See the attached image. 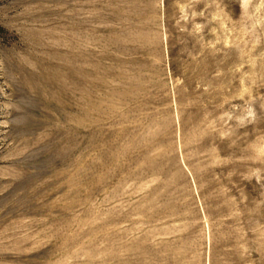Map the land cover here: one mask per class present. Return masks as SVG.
<instances>
[{
  "label": "rangeland",
  "instance_id": "1",
  "mask_svg": "<svg viewBox=\"0 0 264 264\" xmlns=\"http://www.w3.org/2000/svg\"><path fill=\"white\" fill-rule=\"evenodd\" d=\"M0 264H264V0H0Z\"/></svg>",
  "mask_w": 264,
  "mask_h": 264
}]
</instances>
